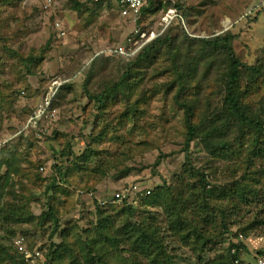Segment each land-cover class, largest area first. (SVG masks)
<instances>
[{
	"label": "rangeland",
	"instance_id": "rangeland-1",
	"mask_svg": "<svg viewBox=\"0 0 264 264\" xmlns=\"http://www.w3.org/2000/svg\"><path fill=\"white\" fill-rule=\"evenodd\" d=\"M43 3L0 0V176L6 177L0 178V247L6 252L0 264H14L8 255L19 237L27 248L41 247L47 264H155L125 240L123 233L131 228L156 231L171 264H257L264 257V202L254 194L262 195L264 188V158L246 162L250 135L231 161L210 159L199 139L187 142L185 112L173 100L172 60L178 52L182 62L192 50L188 38L231 33L241 64L264 65V0H153L136 25L119 15L112 0H51L47 8ZM56 20L64 36L58 35ZM135 27L157 32L159 42L118 56L116 46L132 38ZM152 43L149 55L139 58ZM212 61L199 63L187 87V96L198 93L193 123L223 107V73L218 62L209 66ZM54 82L59 84L55 119L40 126V136L33 130L17 134ZM239 86L241 102L258 112L264 77L243 71ZM190 172L205 175L216 210L215 227L198 225L214 236L199 248L166 229L164 208L142 204L133 214L120 207L99 214L94 202L77 193L111 196L137 183L149 190L167 188L175 196L185 183L197 182ZM243 177L253 201L233 206L216 196ZM186 216L199 219L193 206ZM101 220L108 222L102 230ZM238 235L245 249L230 263L227 248ZM103 236H116V243Z\"/></svg>",
	"mask_w": 264,
	"mask_h": 264
},
{
	"label": "trees",
	"instance_id": "trees-1",
	"mask_svg": "<svg viewBox=\"0 0 264 264\" xmlns=\"http://www.w3.org/2000/svg\"><path fill=\"white\" fill-rule=\"evenodd\" d=\"M152 1L153 0H149L141 8V16L147 12L149 7H151ZM140 19L141 17L139 20ZM234 37L235 36L231 33H221L211 38H188L192 50H186L185 56L181 57L182 62H180V55L178 52L173 54L172 69L176 80L175 86L177 87L175 94L173 95V100L176 105L181 107L185 112L187 142H190L193 139H199L204 152L210 157V159L231 161L240 154L239 151L244 146L243 141L245 136L250 135L251 140L247 141L248 144H246L245 147V160L248 164H252V160H260L264 158V101L262 103V108L258 112L252 111L248 106L241 102L239 84L243 71L249 72L253 78L264 77V73L262 72L264 65L259 64L247 66L241 64L233 51L232 42ZM159 40V38H155L153 43L156 44ZM167 42L168 41H164L161 43V46L163 47ZM153 43L151 45H153ZM153 47L154 45L151 48L149 46L144 48L143 52L140 53L139 58L148 56L149 51ZM147 49L149 51H147ZM210 58H213L216 63L218 62L222 69L223 74L221 79L223 80V87L221 92L223 95V107L220 108L219 111L204 112V116L202 115V122L193 123L191 117L194 114V103L196 102L198 93H195L196 95L194 94V96L193 94H190L192 95L191 97L187 96V94H189L187 87L194 79V75L199 69V63L202 61H208ZM214 61H212L209 66L212 65ZM56 100L57 96L53 100V106L56 105ZM97 101L102 103L103 98L100 97ZM233 129H235V132L237 133V136L234 138L232 135L234 131ZM85 159H87L86 156L84 160L79 161L83 162ZM15 170H18V168ZM95 171H98V169L96 168ZM189 175L190 178H194V180L196 179L195 181L197 182L190 184L188 182L185 183L184 187H181L175 196L170 195L167 188L157 186L150 190L148 195L141 196L136 206L126 205L125 203L108 205L105 207H99L96 205L99 211L98 213H102L105 209H115L120 207L122 212L126 211L129 214H133L134 210L140 208V205L142 204L161 207L164 208V214L167 219V230L178 236L180 235V238L184 241L191 239L194 248L204 247L214 239V236L209 232L206 233L207 235L203 234L202 229L199 228L198 225H201L202 228L204 226L209 228V226L215 227L217 223L215 220L216 210L209 204L213 191L205 188L207 185L205 175L198 173V178H196V174H193V172H190ZM1 177L6 178L3 174L0 178ZM82 190L85 192H94L93 190ZM183 192L187 193L186 198L183 196ZM251 192V188L247 186L243 177L242 181H239L235 187L221 190L220 194L216 196L222 199H230L232 205L235 206L238 202L248 200L247 194L250 195ZM254 195L255 198L258 197L264 202V188L262 189V195ZM248 201L253 200L251 199ZM190 206H193L194 209H196L197 214H199L198 220L186 219L188 218L186 216V211ZM50 211L51 209L49 208L47 213V216L49 217L51 213ZM220 212L222 215L220 216V225H222L223 230L227 231L228 229L224 222L225 213L222 210H220ZM105 221L106 220L100 221L101 230L108 224V222ZM242 231L244 230L242 229ZM155 232L156 231L154 230L152 232H145L144 230L138 231L137 228H131L127 231L125 230L123 234L125 235V240L130 243L132 249L135 252H138L141 256L150 259L155 264H171L169 259L166 260L168 256L166 255V251L163 249L162 244L156 238ZM103 238L108 243H116L117 239L116 236H103ZM242 242L243 240L239 244L232 242L228 246V262L233 263L239 259L241 251L245 249V245ZM28 248L32 249V246H29ZM38 248L41 249V247ZM233 249H235L234 252H232ZM3 252L6 253L4 248L0 247V254ZM8 257L11 260L13 259L14 264H27L23 259L22 253L16 248H13L12 254H9ZM219 263L221 262L219 261Z\"/></svg>",
	"mask_w": 264,
	"mask_h": 264
},
{
	"label": "built area",
	"instance_id": "built-area-1",
	"mask_svg": "<svg viewBox=\"0 0 264 264\" xmlns=\"http://www.w3.org/2000/svg\"><path fill=\"white\" fill-rule=\"evenodd\" d=\"M92 1L94 3H100L104 0ZM112 1L119 15L124 18H128L133 22V24L136 25L137 21L140 18L141 8L149 0ZM50 5L51 0H44V8H47ZM163 21L165 22L163 27L166 28L168 26V24L166 23L167 20L164 18ZM54 26L59 36L65 35V31L63 30L60 22L56 20L54 22ZM157 37V32L155 33V31L153 30L147 33L146 31H142L141 28L135 27L133 30L132 38L129 37L124 44L116 46L114 52L118 55L130 57L138 51L140 46L144 45L146 42L154 40ZM52 85L54 88H49L41 101L35 106L29 118L24 122V124H21L17 134H20L26 130H33L35 134H38V136H40V134L38 133L41 128L40 126H45L44 124H48L49 121L55 119L57 115V108L53 106L52 103L56 97L57 87L59 86V84L57 82H54V84ZM40 169H42V167ZM77 193L84 199L94 202L99 207L116 204L119 205L122 203H125L126 205L136 206L140 200V197L148 195L150 193V190L147 187L140 186L137 183H129L117 189L111 196H97L95 192H85L83 190H79ZM241 239L242 235H238L237 238H234L231 241L239 244L241 242ZM13 243L14 247L18 248V250L22 253L23 259L27 264H47L42 251L38 247L31 250L28 249L23 237L16 238ZM234 251L235 249L232 250V252ZM256 262L257 264H264V257L257 258Z\"/></svg>",
	"mask_w": 264,
	"mask_h": 264
}]
</instances>
